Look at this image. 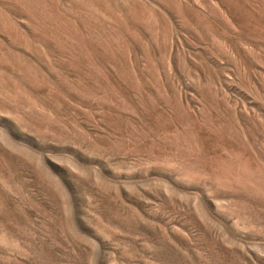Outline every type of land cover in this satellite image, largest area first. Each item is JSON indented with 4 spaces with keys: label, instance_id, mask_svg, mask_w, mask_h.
<instances>
[{
    "label": "rangeland",
    "instance_id": "rangeland-1",
    "mask_svg": "<svg viewBox=\"0 0 264 264\" xmlns=\"http://www.w3.org/2000/svg\"><path fill=\"white\" fill-rule=\"evenodd\" d=\"M0 264H264V0H0Z\"/></svg>",
    "mask_w": 264,
    "mask_h": 264
}]
</instances>
